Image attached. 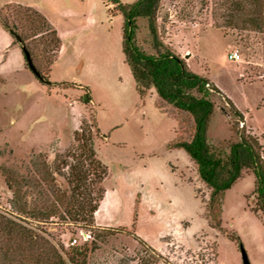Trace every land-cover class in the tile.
Wrapping results in <instances>:
<instances>
[{
  "label": "rangeland",
  "instance_id": "1",
  "mask_svg": "<svg viewBox=\"0 0 264 264\" xmlns=\"http://www.w3.org/2000/svg\"><path fill=\"white\" fill-rule=\"evenodd\" d=\"M237 1L160 0L157 33L191 71L220 90L212 95L208 143L224 148L236 138L235 125L257 139L264 160V27L243 22ZM14 4L42 13L62 32L63 48L48 74L55 84L41 82L27 67L19 43L0 26V167L26 174L38 153L52 163L74 150L80 128L91 133L107 169L94 227L115 230L97 239L87 264H243L241 247L249 264H264V217L251 211L253 174L244 170L223 192L216 228L204 207L209 189L195 164L183 149L167 146L174 138H189L191 121L153 88L140 98L121 50L122 17L114 16L113 5L104 0H0V8ZM136 24L137 43L153 52L147 19L138 17ZM233 50L240 60L227 58ZM56 181L65 187L61 177ZM10 198L0 170V212L7 216L13 215ZM43 229L57 247L82 244L93 234L90 227L62 222ZM231 234L238 235L241 247ZM8 241L0 238V247Z\"/></svg>",
  "mask_w": 264,
  "mask_h": 264
},
{
  "label": "trees",
  "instance_id": "2",
  "mask_svg": "<svg viewBox=\"0 0 264 264\" xmlns=\"http://www.w3.org/2000/svg\"><path fill=\"white\" fill-rule=\"evenodd\" d=\"M104 1L113 5L111 12H117L114 16L122 17L121 50L140 98L153 88L161 101L191 121L189 138H174L167 146L169 149H183L195 164L199 178L209 189L204 207L214 226L220 228L223 192L244 170L251 171L254 176V206L251 211L264 217L261 146L255 137L236 129L235 125L232 129L236 138L224 148L212 147L208 143L207 131L214 111L212 95L220 93V90L206 77L191 71L180 56L160 41L156 27L160 0ZM235 7L243 22L262 30L264 0H239ZM138 17L147 19L153 52L144 50L136 41ZM0 26L19 43L24 61L22 48L28 51L46 83L55 84L48 80V74L61 47V39L47 18L30 6L14 4L7 9L0 8ZM86 91L84 96L89 101L88 89ZM226 101L234 115L242 119L241 112L228 98ZM74 140V150L57 155L52 163L46 154L38 153L26 174L3 165L0 167L11 192L13 212L12 216L0 212V238L10 241V245L0 247L3 250L0 264H87L88 252L97 248V239L113 234L115 229L94 227V213L105 192L101 183L107 169L97 157L90 132L86 134L80 128ZM56 176L64 180L65 187L57 183ZM61 222L84 229L90 227L93 234L82 244L57 247L41 232H45L44 226ZM228 237L241 247L238 235ZM135 239L146 246L138 237Z\"/></svg>",
  "mask_w": 264,
  "mask_h": 264
},
{
  "label": "water",
  "instance_id": "3",
  "mask_svg": "<svg viewBox=\"0 0 264 264\" xmlns=\"http://www.w3.org/2000/svg\"><path fill=\"white\" fill-rule=\"evenodd\" d=\"M23 52H24V56H25V61H26V65L27 67L30 69V71L35 75L36 78H38L41 82L46 83L45 78L37 71V69L35 68L32 59L28 53L27 50H25L24 48ZM241 253H242V260H243V264H249V261L247 259L246 253L243 250V248L241 247Z\"/></svg>",
  "mask_w": 264,
  "mask_h": 264
},
{
  "label": "built area",
  "instance_id": "4",
  "mask_svg": "<svg viewBox=\"0 0 264 264\" xmlns=\"http://www.w3.org/2000/svg\"><path fill=\"white\" fill-rule=\"evenodd\" d=\"M227 58L229 60L238 61V60H240V54L237 50H233L227 54ZM75 241H76V239L73 238L71 244H74Z\"/></svg>",
  "mask_w": 264,
  "mask_h": 264
},
{
  "label": "crops",
  "instance_id": "5",
  "mask_svg": "<svg viewBox=\"0 0 264 264\" xmlns=\"http://www.w3.org/2000/svg\"><path fill=\"white\" fill-rule=\"evenodd\" d=\"M56 31H57V33H58L60 39H62V32H61L59 29H56ZM61 48H63V44H61L60 50H61ZM105 193H106V192H105ZM104 197H105V195H104ZM103 201H104V198H103V200L101 201V203H100L98 209L96 210V212H95V214H94L95 217H96V215H97V213H98V211H99V209H100V207H101ZM97 224H98V223H97Z\"/></svg>",
  "mask_w": 264,
  "mask_h": 264
}]
</instances>
